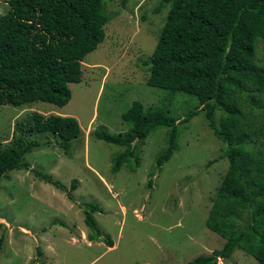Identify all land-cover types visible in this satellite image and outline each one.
I'll list each match as a JSON object with an SVG mask.
<instances>
[{"label": "rangeland", "instance_id": "1", "mask_svg": "<svg viewBox=\"0 0 264 264\" xmlns=\"http://www.w3.org/2000/svg\"><path fill=\"white\" fill-rule=\"evenodd\" d=\"M158 1L102 0L107 20L104 38L81 62L80 81L67 85L70 100L65 106L0 105V150L32 140L45 144L24 155L28 170L11 171L0 180V264H186L222 247L224 240L204 224L227 162L218 159L224 146L207 127L203 112L178 125L176 150L159 169L154 159L165 147V129L152 131L141 144L135 142L137 154L117 172L112 164L122 148L92 134L97 129L123 134L127 125L120 116L133 101L161 107L178 119L198 106L197 98L179 91L169 94L145 83L144 62L168 9L152 14ZM6 10L0 0V15ZM255 60L264 66L261 41ZM34 114L75 119L80 134L70 142L66 155L56 137L29 130ZM221 114L216 112V120ZM245 121L259 128L264 117L250 116ZM252 138L245 147L264 159V138L260 134ZM30 169L66 187L75 179L73 201L34 177ZM85 204L101 210L92 213L101 235L89 243L85 238L89 230L83 224ZM235 223L239 226L240 220ZM106 236L111 248L106 246ZM215 262L257 264L238 250Z\"/></svg>", "mask_w": 264, "mask_h": 264}, {"label": "trees", "instance_id": "2", "mask_svg": "<svg viewBox=\"0 0 264 264\" xmlns=\"http://www.w3.org/2000/svg\"><path fill=\"white\" fill-rule=\"evenodd\" d=\"M2 1L7 10L0 15V105L65 106L70 100L67 85L80 81L81 62L104 38L102 0ZM165 7L163 25L144 62L145 83L197 98L198 106L178 119L161 107L133 101L120 116L127 125L123 134L98 129L92 134L122 148L112 164L117 172L137 154L135 142L141 144L152 131L165 129V147L154 159L159 169L176 150L178 125L203 112L207 127L224 146L218 159L227 162L204 226L224 243L212 255L186 264H216L215 258L227 259L235 250L264 264V159L245 147L253 135L264 138V124L255 128L245 121L264 117V66L255 60L258 41L264 43V0H159L151 12L158 14ZM218 111L223 114L216 120ZM29 127L35 134L56 137L64 155L80 134L75 119L67 116L34 114ZM44 145L32 140L1 149L0 180L11 171L28 170L24 155ZM31 171L73 201L75 179L66 187L48 174ZM83 206V224L89 230L85 238L99 240L92 213L101 210ZM235 220H240L239 226ZM105 243L112 247L107 236Z\"/></svg>", "mask_w": 264, "mask_h": 264}, {"label": "crops", "instance_id": "3", "mask_svg": "<svg viewBox=\"0 0 264 264\" xmlns=\"http://www.w3.org/2000/svg\"><path fill=\"white\" fill-rule=\"evenodd\" d=\"M88 243H89V242H88ZM88 243H87V245H89Z\"/></svg>", "mask_w": 264, "mask_h": 264}]
</instances>
